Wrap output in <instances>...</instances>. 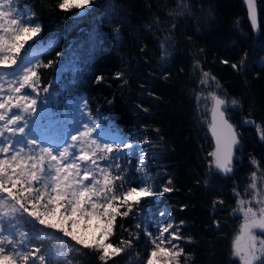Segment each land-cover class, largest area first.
Wrapping results in <instances>:
<instances>
[{"label":"trees","instance_id":"1","mask_svg":"<svg viewBox=\"0 0 264 264\" xmlns=\"http://www.w3.org/2000/svg\"><path fill=\"white\" fill-rule=\"evenodd\" d=\"M57 3L16 2L18 11L34 13L42 25L34 38L40 41L34 47L42 49L38 52L41 62H54L41 69L42 86L50 85V94L41 92V101L48 104L46 108L41 104L37 119L48 124L55 118L70 131L71 121L79 117L73 102L86 100L83 110H90L103 127L121 131L135 144L145 137L153 142L138 144L122 155L120 163L133 178V186L142 179L135 170L141 148L149 155L146 167L154 190L159 192L172 181L168 185L172 192L145 198L133 215L117 218L114 243L130 238L129 232L139 231V239L115 257L114 264H144L149 245L135 225L142 223L155 233L158 224L169 221L168 213L171 221L184 222L181 235L192 238L190 243L179 242L190 254L187 264H240L232 244L243 218L232 211L237 206L233 189L244 194L248 188L255 170L251 158L264 170V141L257 130V125L264 126V0H257L258 32L243 0H93L86 11H62ZM169 35L170 56L162 61L160 43ZM49 41L54 42L52 47H47ZM245 52L247 67L234 70L231 63H239ZM194 59L220 85L206 91L239 101L227 109L240 136L233 172L227 175L214 168L209 172L208 153L214 149L208 128L211 104L197 105L194 90L203 86L193 72ZM97 77L103 79L98 82ZM248 116L255 123L247 124ZM219 200L223 204L214 208L213 202ZM23 227L40 237L34 242L44 249L63 250L55 238L44 235L50 230L31 223ZM66 255L72 264H98L87 249Z\"/></svg>","mask_w":264,"mask_h":264},{"label":"snow or ice","instance_id":"2","mask_svg":"<svg viewBox=\"0 0 264 264\" xmlns=\"http://www.w3.org/2000/svg\"><path fill=\"white\" fill-rule=\"evenodd\" d=\"M16 2L0 0V264H49V261L72 264L66 253H80L84 249L94 254L98 264H114V258L139 239V231L129 232L130 238L114 243L111 238L115 235L117 218L133 215L145 198L172 192L173 188L168 186L172 181L169 179L161 191L154 190L146 167L149 155L141 148L135 170L142 179L138 186H133V178L120 163L122 155L138 144L153 142L146 137L138 144L105 138L99 120L90 110H83L87 109L86 100L73 102L79 117L71 121L70 131L55 118H50L48 124L37 119L41 104L45 108L48 104V100L41 101V92L50 94V85L42 86L41 69L52 67L54 62H41L38 52L42 49L34 47L40 41L34 38L42 32V25L34 13L18 11ZM92 3L93 0H58L57 7L62 11H86ZM246 3L251 25L256 29V0ZM170 41V35L161 40L162 61L170 56L166 48L171 46ZM53 43L49 41L47 47ZM248 59L245 52L240 62L231 63V67L241 71L247 67ZM193 72L203 86L200 91L194 90L197 105L204 104L207 108L211 104L208 128L215 147L208 153L209 172L214 168L230 174L240 140L229 122L227 109L229 105L238 106L239 101L229 100L215 90L206 91L213 84L217 88L220 85L215 76L203 70L199 59H194ZM102 79L97 77L98 82ZM72 107L70 104L69 110ZM257 130L264 141V126L257 125ZM251 164L255 170L244 194L233 189L237 206L232 211L242 215L243 223L233 240L232 254L239 258L240 264H264V170L254 157ZM217 203L223 201H214V208ZM29 223L50 230L44 235L55 238L63 250L49 251L35 243L40 237L23 227ZM183 224L170 220L158 224L155 233L142 223L135 225L144 232L149 245L144 264H181L182 258L187 264L190 254L185 253L179 242L190 243L192 238L181 235Z\"/></svg>","mask_w":264,"mask_h":264},{"label":"rangeland","instance_id":"3","mask_svg":"<svg viewBox=\"0 0 264 264\" xmlns=\"http://www.w3.org/2000/svg\"><path fill=\"white\" fill-rule=\"evenodd\" d=\"M100 123V122H99ZM100 127L103 129V132H104V135H105V138H114V139H118V140H128L129 142L133 143L132 141H130L128 138H125L122 133L117 130V129H114V128H111V127H103L101 124H100ZM164 211V210H163ZM168 216L170 217L169 221L171 220V216L170 214L168 213ZM168 221V222H169ZM167 223V222H166ZM50 264H53V262H51Z\"/></svg>","mask_w":264,"mask_h":264},{"label":"water","instance_id":"4","mask_svg":"<svg viewBox=\"0 0 264 264\" xmlns=\"http://www.w3.org/2000/svg\"><path fill=\"white\" fill-rule=\"evenodd\" d=\"M243 1H244V4H245L246 8H247L246 0H243ZM256 5H257V0H256ZM247 10H248V8H247ZM250 22H251V20H250ZM259 29H260V23H259V12H258V9H257V28L254 29V30H255L256 32H258ZM219 95H220V94H219ZM227 116H228V115H227ZM228 119H229V122H230L231 124L234 125V123L232 122V120H231L229 117H228ZM249 120L254 121V118H253L252 116H248V117L246 118L245 122H246V121H249ZM247 124H253V123H247ZM234 127L236 128L235 125H234ZM236 131H237V128H236ZM210 133H211V132H210ZM237 133H238V131H237ZM238 138H239V140H240V136H239V134H238ZM213 141H214V139H213ZM214 147H215V141H214ZM235 154H236V149H235ZM234 157H235V155H234Z\"/></svg>","mask_w":264,"mask_h":264}]
</instances>
